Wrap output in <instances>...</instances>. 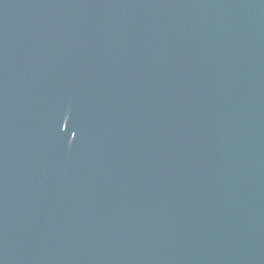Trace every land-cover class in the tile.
Here are the masks:
<instances>
[{"label": "water", "instance_id": "obj_1", "mask_svg": "<svg viewBox=\"0 0 264 264\" xmlns=\"http://www.w3.org/2000/svg\"><path fill=\"white\" fill-rule=\"evenodd\" d=\"M0 264H264V0H0Z\"/></svg>", "mask_w": 264, "mask_h": 264}]
</instances>
